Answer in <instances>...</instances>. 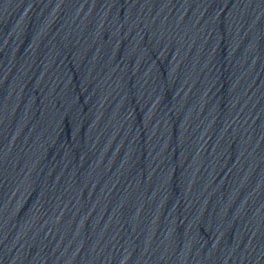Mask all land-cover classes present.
<instances>
[{
	"label": "water",
	"instance_id": "1",
	"mask_svg": "<svg viewBox=\"0 0 264 264\" xmlns=\"http://www.w3.org/2000/svg\"><path fill=\"white\" fill-rule=\"evenodd\" d=\"M0 264H264V0H0Z\"/></svg>",
	"mask_w": 264,
	"mask_h": 264
}]
</instances>
